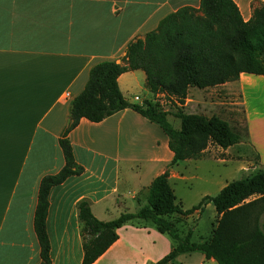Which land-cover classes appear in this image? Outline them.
<instances>
[{"label":"crops","instance_id":"obj_1","mask_svg":"<svg viewBox=\"0 0 264 264\" xmlns=\"http://www.w3.org/2000/svg\"><path fill=\"white\" fill-rule=\"evenodd\" d=\"M232 1L244 21L264 5V0ZM199 3L0 0V264H41L33 226L39 182L64 166L58 141L69 122L70 103L83 91L90 69L104 61L121 63L129 43L142 39L179 8L197 9ZM117 84L132 105L155 102L140 70L121 74ZM143 89L147 95L141 94ZM217 89L228 96L239 93L248 145L264 165V76L242 73L237 81L216 87L189 88L182 107L196 109L188 114L215 115L205 109L220 104L211 97ZM67 137L74 161L83 171L49 191L45 230L50 264H81V202L103 222L134 213L144 205L137 201L140 192L167 169L176 203L186 210L174 185L182 186L194 177L188 172L199 165L189 162L202 159L168 168L172 153L157 124L124 109L99 123L80 119ZM226 183L215 194L202 192L198 200L216 195ZM208 210L214 212L212 228L218 218L212 204L176 217L188 222ZM116 233L117 240L92 264H157L174 246L150 223L131 221ZM174 260L217 264L199 251L179 254L167 264H175Z\"/></svg>","mask_w":264,"mask_h":264},{"label":"trees","instance_id":"obj_2","mask_svg":"<svg viewBox=\"0 0 264 264\" xmlns=\"http://www.w3.org/2000/svg\"><path fill=\"white\" fill-rule=\"evenodd\" d=\"M135 70L144 73L145 86L153 97L165 94L180 106L189 88L216 87L237 81L242 73L264 76V5L244 21L232 0H200L197 9L179 8L142 39L129 43L121 63L104 61L90 69L83 91L70 103L69 122L58 141L64 166L39 182L33 226L41 264H50L45 230L49 191L83 171L74 161L67 137L80 119L99 123L124 109L136 112L157 124L167 136L172 153L168 168L199 159L209 144L225 150L240 143V134L218 116L177 109L174 117L180 127L175 130L167 121L168 113L157 103L147 102L144 107L130 104L122 96L117 79ZM245 131L247 134L246 127ZM168 176L166 169L140 192L137 201L144 205L136 212H124L111 221H99L86 202L79 203L81 264L97 260L117 240L116 230L131 221L150 223L174 241L172 250L157 264L194 251L217 264H264V172L227 182L216 195L204 196L186 210L176 203ZM207 204L213 205L218 219L206 240L193 241L191 230L178 232L182 223L179 217L200 212Z\"/></svg>","mask_w":264,"mask_h":264},{"label":"rangeland","instance_id":"obj_3","mask_svg":"<svg viewBox=\"0 0 264 264\" xmlns=\"http://www.w3.org/2000/svg\"><path fill=\"white\" fill-rule=\"evenodd\" d=\"M141 94L147 95L146 90H142ZM214 99L220 104H214L215 106L207 107L205 110L215 114L222 120L226 121L229 126L241 136L240 143L229 147L225 150L217 148L214 144H209L207 150L202 154L197 163L199 168L188 172L190 180L182 186L174 185L175 192L178 198L181 199V205L185 209H189L192 206L198 204V196L204 191L214 193L225 182L232 180H239L247 176H251L257 171L264 172V165L258 163V156L250 148L246 139L245 122L242 115V106L238 99L239 93L232 95H226L222 90H215L212 93ZM155 102L159 107L168 113L167 121L170 125L178 130L180 122L174 117L177 109H181L185 113H190L196 109L188 108V111L175 102V98L167 96L165 94H158L154 97ZM214 212L210 210L201 213L200 217L193 216L188 219V222L182 220L178 232L185 234L189 229L192 233V240L197 242L198 237L202 240H206L213 229L211 224L213 223ZM218 219V218H217ZM217 219L214 221L216 224ZM175 264H181L180 261L174 260Z\"/></svg>","mask_w":264,"mask_h":264},{"label":"built area","instance_id":"obj_4","mask_svg":"<svg viewBox=\"0 0 264 264\" xmlns=\"http://www.w3.org/2000/svg\"><path fill=\"white\" fill-rule=\"evenodd\" d=\"M135 99H137V98L135 97Z\"/></svg>","mask_w":264,"mask_h":264}]
</instances>
